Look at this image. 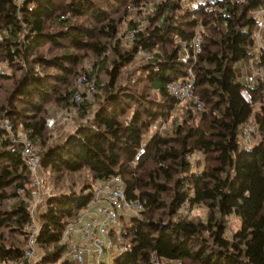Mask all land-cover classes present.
<instances>
[{
	"label": "trees",
	"instance_id": "16d2710c",
	"mask_svg": "<svg viewBox=\"0 0 264 264\" xmlns=\"http://www.w3.org/2000/svg\"><path fill=\"white\" fill-rule=\"evenodd\" d=\"M131 11L140 16L128 18ZM258 11L264 0H215L208 8L182 0H0V122L39 147L42 184L50 186L37 217L36 264H74L64 257L65 224L91 201L93 183L111 175L143 207L124 223L130 249L114 264H152L153 255L181 264H264V78L249 87L247 103L235 70L238 61L264 68V46L256 48L253 36ZM188 66L194 98L173 113L166 85ZM79 74L95 90L75 104ZM56 105H75L78 114L63 134L58 122L48 126V107ZM249 120L258 123V140L244 147L238 139ZM158 121L163 130L151 132ZM21 150L0 126L2 264L19 260L31 233L26 196L34 185ZM194 206H205L203 217L189 215ZM231 216L240 226L227 235Z\"/></svg>",
	"mask_w": 264,
	"mask_h": 264
},
{
	"label": "built area",
	"instance_id": "2783aa9c",
	"mask_svg": "<svg viewBox=\"0 0 264 264\" xmlns=\"http://www.w3.org/2000/svg\"><path fill=\"white\" fill-rule=\"evenodd\" d=\"M21 4L23 0H14ZM215 0H182L184 6L191 7L197 4H203L205 8L213 4ZM244 1V0H238ZM254 43L256 48L264 46V12L258 11L256 22L254 25ZM200 23L195 28V33L191 41L192 52L191 58L194 60L195 56L201 49V29ZM133 38V31L129 32L127 39ZM189 56H183L182 62L186 63ZM243 62V61H242ZM243 64V63H242ZM244 75L246 79L238 73L240 80L243 83L240 89V95L245 102L252 101V94L249 87L255 85L259 80L264 78V68H254L252 61H250L249 68L245 69ZM193 74L191 66H188L186 73L181 80L174 79L168 81L166 87L170 94L176 98V103L173 110H180L185 106L187 101L194 98L192 93L193 88ZM76 91L73 94V101L79 104L95 90V85L92 79L87 78L85 74H79L76 78ZM197 107H201V103L196 102ZM53 121L49 120L48 125H52ZM160 122L153 124L154 131L160 129ZM1 128L10 134L13 141L18 142L22 147L21 154L31 170V179L33 188L29 191L27 199L29 201L28 211L31 213V222L29 227L31 233L29 235L27 246L25 247L22 256L16 261V264H36L39 259L40 252L35 238L38 233V222L32 215L34 213L40 214L45 202L48 199L43 189L41 162L39 156V149L34 143L28 139L18 136L12 130L10 124L0 122ZM258 130V123L249 120L240 130L239 141L245 147L252 141V136ZM144 152V146L141 145L138 152L134 156L133 163L138 161L139 156ZM124 183L120 176L111 175L107 178L96 180L93 183L92 192L93 197L88 205L79 212V214L66 223L62 238H68L66 243V251L64 257L68 258L74 264H107L100 260V256L106 253L108 256L111 253V247L116 245L119 248L117 255L130 249L128 239L121 235L124 223L127 224L132 217H140V211L143 209L142 202L135 198H128L126 191H124ZM20 195L24 196L25 191L20 189ZM186 205V203H184ZM67 239V240H68ZM152 264H181L180 261L168 262L157 255L151 257Z\"/></svg>",
	"mask_w": 264,
	"mask_h": 264
},
{
	"label": "rangeland",
	"instance_id": "374dc122",
	"mask_svg": "<svg viewBox=\"0 0 264 264\" xmlns=\"http://www.w3.org/2000/svg\"><path fill=\"white\" fill-rule=\"evenodd\" d=\"M14 3H16L14 0H12ZM152 3L153 2H149V4L147 5V6H145V9L148 11L149 10V8H152ZM17 5H19L18 3H16ZM140 16V15H139ZM138 15H136V13H134V11L132 12L131 11V13H129L128 14V18H138L139 17ZM145 24V22L144 21H141V26L143 27V25ZM129 33V32H128ZM128 33H127V35H128ZM127 35H125L124 37H123V41L126 43V41H128V39H127ZM263 42V44H264V40L262 41ZM139 56L140 57H142V58H144L143 56H141V54H139ZM138 58V57H137ZM144 59H146V58H144ZM243 63V64H242ZM249 65H250V61H238L236 64H235V70H236V72H237V74L239 73L241 76H242V78H243V80H245L246 79V75H244V70L245 69H247V68H249ZM128 68L131 70V66H128ZM4 69H6V67L4 68ZM183 77H179V80H181ZM74 81H75V79H74ZM73 86L77 89V87H76V81L73 83ZM92 99V95L90 94L87 98H85L84 100H86V101H88V100H91ZM181 110H173V113H179ZM48 114H49V120H52L53 121V124L52 125H48L49 127H52L54 124H57V122H58V125L59 126H61V130H63L62 131V134L64 133V132H67V131H69V130H71V128L70 127H73L72 126V124H71V121H72V119H74V118H76L77 116H78V114L77 113H75V105H72V107H65L64 105H56V106H49L48 107ZM1 122H5L4 120H1ZM158 122H160L161 124H160V126H161V128L160 129H156L158 132H161L162 130H163V128H164V123L165 122H161V121H158ZM60 123H62V124H60ZM152 128H151V132H153L154 131V129H153V126H151ZM17 135L18 136H21V137H23V138H25L24 137V134L20 131V129L19 128H17ZM257 132L252 136V141L246 146V147H249L250 146V144H252L253 142H255V141H257L258 139H257ZM35 145V144H34ZM36 146V145H35ZM38 147V146H37ZM38 149H39V147H38ZM39 152H40V149H39ZM192 158H191V160L193 161V163H194V160H195V158H196V156L195 155H193V156H191ZM197 157H199L198 155H197ZM200 158V157H199ZM202 167V165H200V168ZM42 178H43V174H42ZM43 189H44V192L46 193V196H48V195H50L49 193H50V186L48 185V187L45 185V184H43ZM22 197H25L26 195H25V193H24V196L23 195H21ZM27 197V196H26ZM47 202V201H46ZM46 202H45V206H46ZM204 210H205V206H194V207H192L190 210H188V212H189V215H191V216H200V217H203L204 216ZM38 215L39 214H36V213H34L32 216L34 217V218H36V220H37V217H38ZM32 218V217H31ZM229 221H228V225H229V230L226 232V234L227 235H229L230 234V231L232 230H237V228H239V226H240V220H238V218L237 217H234V216H231L229 219H228ZM68 238H62L61 240H62V242H68L69 241V239L67 240ZM39 247V246H38ZM118 250H119V248H117L116 247V245H113L112 247H111V253L107 256L106 255V253H104L103 255H101L100 256V260L103 262V263H107V264H114V258H115V255L117 254V252H118ZM39 252H40V255H41V253H42V251H41V249L39 248ZM0 264H2L1 262H0ZM15 264H16V262H15Z\"/></svg>",
	"mask_w": 264,
	"mask_h": 264
},
{
	"label": "crops",
	"instance_id": "0c3cea01",
	"mask_svg": "<svg viewBox=\"0 0 264 264\" xmlns=\"http://www.w3.org/2000/svg\"><path fill=\"white\" fill-rule=\"evenodd\" d=\"M246 146H247V145H246ZM40 210H42V211H43V207H42Z\"/></svg>",
	"mask_w": 264,
	"mask_h": 264
}]
</instances>
